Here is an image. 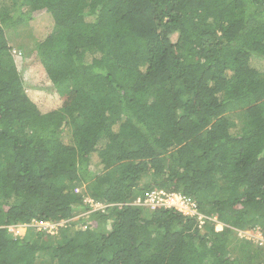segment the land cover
I'll return each instance as SVG.
<instances>
[{"label":"trees","instance_id":"1","mask_svg":"<svg viewBox=\"0 0 264 264\" xmlns=\"http://www.w3.org/2000/svg\"><path fill=\"white\" fill-rule=\"evenodd\" d=\"M42 20L29 54L11 45ZM14 48L60 107L29 98ZM155 190L194 200L203 224L131 205ZM256 229L264 241V0L0 2V264H264L239 235Z\"/></svg>","mask_w":264,"mask_h":264},{"label":"rangeland","instance_id":"2","mask_svg":"<svg viewBox=\"0 0 264 264\" xmlns=\"http://www.w3.org/2000/svg\"><path fill=\"white\" fill-rule=\"evenodd\" d=\"M2 0H0L1 2ZM5 3H9V0H3ZM37 28H30V29H23V30H17L13 32L10 36V42L11 45L16 46L18 44H21V46H24V53L29 54L31 50L34 48V45L36 43V40L39 35H36L37 32H42L43 29H48V25L45 24V22L42 20L40 25H37ZM47 27V28H46ZM12 39H16L17 42L12 43ZM22 51V52H23ZM14 60L18 67V69L21 71V74L23 76V81L26 87V92L29 96V98L36 104L38 109L44 113L47 111H50L52 109H56L60 107L61 105V98L58 95V93L55 91V89L52 87L50 82L45 76L44 71L38 64H27L26 60L28 55H20L19 51H17L14 48ZM74 220V219H73ZM76 220V219H75ZM58 225H62V222ZM216 229H221L219 226L216 227ZM55 231V230H54ZM53 231V233H54ZM48 233V232H46ZM52 233V234H53ZM242 236L246 237L247 239H260V233L256 229L254 231H246L240 233Z\"/></svg>","mask_w":264,"mask_h":264},{"label":"built area","instance_id":"3","mask_svg":"<svg viewBox=\"0 0 264 264\" xmlns=\"http://www.w3.org/2000/svg\"><path fill=\"white\" fill-rule=\"evenodd\" d=\"M86 203L95 210H104L107 205H103L100 202L93 203L87 199ZM131 205L144 206L150 210L154 209H172L182 215L190 218L197 217L199 226L203 224L202 215L198 213L197 204L191 198L185 197L181 193H172L165 190H155L147 193L144 198L138 197L131 202ZM58 224H51L48 222H40L37 224V230H46L48 233H53L56 230ZM218 227V226H217ZM220 227V226H219ZM221 228V227H220ZM218 230V229H216ZM220 230V229H219ZM55 232V231H54Z\"/></svg>","mask_w":264,"mask_h":264},{"label":"clouds","instance_id":"4","mask_svg":"<svg viewBox=\"0 0 264 264\" xmlns=\"http://www.w3.org/2000/svg\"><path fill=\"white\" fill-rule=\"evenodd\" d=\"M217 226H220V227H221V225H217ZM217 226H216V227H217ZM221 228H222V227H221ZM240 233H241V232H240ZM240 233H239V235L242 236ZM260 237H261V235H260ZM259 240H260V239H259ZM260 243H262V245L264 246V241H263V240H262Z\"/></svg>","mask_w":264,"mask_h":264}]
</instances>
